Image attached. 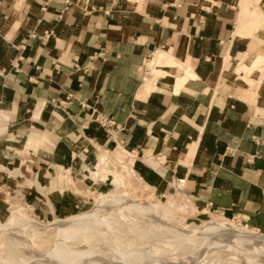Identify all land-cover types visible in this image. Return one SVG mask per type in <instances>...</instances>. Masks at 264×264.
Returning <instances> with one entry per match:
<instances>
[{"label": "crops", "instance_id": "1", "mask_svg": "<svg viewBox=\"0 0 264 264\" xmlns=\"http://www.w3.org/2000/svg\"><path fill=\"white\" fill-rule=\"evenodd\" d=\"M246 8L0 0V159L38 144L37 176L58 169L81 182L112 151L141 175L184 180L191 203L264 234V11ZM154 56L159 73L146 66ZM37 183L49 194L54 181ZM80 204L50 197L57 209Z\"/></svg>", "mask_w": 264, "mask_h": 264}, {"label": "rangeland", "instance_id": "2", "mask_svg": "<svg viewBox=\"0 0 264 264\" xmlns=\"http://www.w3.org/2000/svg\"><path fill=\"white\" fill-rule=\"evenodd\" d=\"M241 2L245 3L247 6L248 16L250 11L256 8H258L257 12L260 14L264 11V7H262L261 4L257 7L253 0H239V3ZM258 23L259 25L264 24L263 16ZM159 76L160 75H158V77ZM43 141L41 143V148L42 150H46L48 149V147H46V140ZM38 148V144L34 147H28L27 145L23 152L18 153L17 159L11 162L0 159V264H41L43 262H47L48 264V261H56L52 256L54 254H64L65 252L63 253L64 250L56 243L51 245V242L46 239V235L53 232L55 222L94 210L93 208L96 209L97 206L99 208L102 207V209L105 206L98 219L104 224V235H110L112 238V245L107 246L105 244L106 242L102 240L103 236L100 234L95 238L93 236L89 238L85 233L79 230H77V232L68 230V239L65 243L67 248L76 247L80 239L81 241L77 246L82 247L81 245H89V247L94 248L97 253L91 254V256L87 255L88 257H81V261L87 260V258H93L94 256H99L100 259L103 258V260L99 262L95 261L92 264H114V261L123 259L132 260L130 264H141L139 261L141 258L164 259L169 263L177 262L176 264H178L179 261H181L182 255L181 252L175 248L176 244L170 239L172 232H175V230L181 232L185 230H194L195 227L204 226L210 222L216 224L228 222L234 227L244 228L258 236H264V234L258 233L246 226V224L239 219L229 220L218 213L196 206L186 198L184 195V187L179 184V181L175 182L169 179L141 175L140 172H136L134 168H132L127 160H122L112 151H101L96 162L103 159L105 167L101 168L96 176L92 175L95 169L93 170L91 168L89 171L91 177L89 176V178L81 182L77 181L74 177H69L62 170L60 171L58 169H53L45 178H42L37 176L35 171L39 166L38 158L42 156L41 152H38ZM47 151L48 150L45 152ZM6 171H15L17 174L14 176L9 175ZM57 172H59V175L56 174ZM55 175H57V178H55ZM96 177L100 178L98 179ZM53 178H55V181ZM49 181H54L51 188L48 186ZM37 182L40 183V187L42 186L45 189L50 188V193H42L35 188L33 185H37ZM92 183H95V185L92 186ZM54 193L67 194L71 197V200H80L81 204L77 205V207L68 209L50 207V197ZM105 197H108L109 201H107V203L101 201V199H105ZM98 200L101 202L99 203ZM139 203L151 205L153 208L155 207L154 210L157 211L149 212V216H147L148 212L146 210H144L146 212L142 211V213L137 212L138 217H142L145 220H149L150 218L153 222L157 223L161 220L174 227L173 229L170 228V226L168 227V225H164L163 230L160 231L161 235L158 236L162 237L161 242H154V244L151 245L140 238L139 240H135L134 233L132 232L133 230H130L129 233L122 234V232H114L109 226L108 220L110 216H118L121 213L124 214V212L131 213L129 207H133V204L138 205ZM181 203L183 205H181ZM191 208L194 209L195 212ZM136 210L138 211V208ZM158 211L162 212L165 217L160 218ZM151 213L153 214L151 215L153 216L152 218L150 217ZM16 214H22L24 217L19 219L16 223L9 222L8 220ZM131 220L135 222L133 218L120 217L119 221L124 224V226H120V228L123 227V229H125V222L128 225L133 223ZM158 226L161 227L159 223ZM208 229L209 228H206L204 230ZM72 231L78 235H75ZM198 232L197 230L196 233ZM81 233L86 235L85 238L83 235L82 238H80ZM129 235L133 237L130 236V238L128 237ZM54 238V240H57V235L54 236ZM69 238L70 240L72 239L71 242H69ZM72 242L75 244L74 246ZM143 243L145 245H136ZM192 244L193 243L186 242L185 249H188ZM143 248H147L151 255L148 256V254L140 252L136 253V250ZM27 252L31 254L43 253L44 255L36 262L32 261L27 255ZM187 255L191 257L192 253Z\"/></svg>", "mask_w": 264, "mask_h": 264}, {"label": "bare ground", "instance_id": "3", "mask_svg": "<svg viewBox=\"0 0 264 264\" xmlns=\"http://www.w3.org/2000/svg\"><path fill=\"white\" fill-rule=\"evenodd\" d=\"M162 62H163V60L161 59L160 56H154L153 59L147 63L149 73L151 71H153L155 73H159L160 72L159 69L162 65ZM98 169H95L92 172L93 176H96L98 174V172L100 171ZM96 178H98V177H96ZM99 200H98V202H99ZM101 201L107 203V201H109V200H108V197L107 198L105 197V199H101ZM131 202H133V201H131ZM107 205H109V204H107ZM124 205H125V203H124ZM181 205H183V204L181 203ZM100 206H102V205H100ZM111 206H112V204H111ZM104 207L102 209V207L99 208L97 206L96 207L97 210L95 208H93L94 210H90V211H87L85 213L75 215L73 217H69V218H66L63 220H59L58 222H55L53 232L48 233V235H46V239L51 242V245L56 243L61 249L64 250L63 253L64 252L65 253L64 254H57L55 252L57 255L54 254L52 257L56 261H48V264H92L95 261L99 262L100 260H103V258L100 259L99 256H97V255H96L97 257L94 256L93 258L88 259L87 255L91 256V254H94L97 252H95L96 250L94 248L89 247V245H87V246L81 245L82 247L77 246L78 243L81 241L80 239H79L78 243L75 242V243H77L76 247H72V245H71L72 248H67L66 247L67 245L65 243L67 242V239H68L67 238L68 230H74L76 232H77V230H79L80 232L85 233L87 235V237H89V238L91 236H93L95 238L98 234H100L103 236L102 240H104V242H106L105 244L107 246L112 245V242H111L112 238L110 237V235H107V234H106V236L104 235V229H105L104 224L101 222V220L98 219V218H100L99 215L104 210ZM129 208L131 209V213H127V212L125 213L124 212V214L121 213L118 216L117 215H112V217L110 216V218L108 220L109 221L108 224H110L109 226L111 227V229L114 230V232L115 231H118V233L122 232V234L123 233H129L130 230H133L132 232L134 233V239L135 240H139V238H140V239H143L144 242L149 243L151 245L154 244V242H161L162 237H158L161 235L160 231L163 230L164 225H168V227H169L170 224L159 220L158 223H159V225H161V227H159L157 222H153L150 218H149V220H145L142 217H138V214H137V212L142 213V211L146 210L148 212L147 216H149V212L157 211V210H154L155 207L153 208L151 205L149 206L147 204L144 205V204L139 203L138 205L133 204V207L130 206ZM137 208H138V211L136 210ZM119 210H120V208H119ZM146 211H144V212H146ZM113 214H114V212H113ZM151 215H153V214L152 213L150 214V217L152 218L153 216H151ZM158 215L160 218L165 217V215H163L162 212H160V211H158ZM23 217L24 216H22V214H16L13 217H11L8 221L16 223L19 219H21ZM120 217L133 218V219H135V222H133L131 220L133 223H130L128 225L125 222L126 227H125V229H123V227L120 228V226H124V224H122L119 221ZM23 220H25V219H23ZM155 221H156V219H155ZM156 223H157V225H156ZM22 224H23V222H22ZM117 225H119V226H117ZM170 228L174 229V227H172V226H170ZM206 228H209V229L204 230ZM195 229L190 230V231L185 230L184 232H181L179 230H175V232L173 231L171 234V238H170L171 241L176 244L175 248H177L178 251H180L181 255H182L181 261H179L178 264H224V263L225 264H233V263H237V264H264V236H258L256 234L250 232L249 230L244 229V228L234 227L228 222H224L222 224H219V223L216 224V223L210 222V223L205 224L204 226H200L197 228L195 227ZM197 230L199 231L198 233H196ZM70 234H71V232H70ZM70 234H69V236H70ZM74 234L76 235L77 233H74ZM114 234L117 235L116 233H114ZM49 235H51V236H49ZM56 235H57L58 239L54 240L55 239L54 236H56ZM82 235L83 234L81 233L80 238H82ZM86 235H83L84 238ZM130 236L131 235H129L128 237H130ZM76 237H78V236H76ZM131 237H133V236H131ZM69 240H70V238H69ZM71 240L69 242H71ZM96 240H98V239H96ZM76 241H77V239H76ZM163 242H166V241H163ZM186 242L187 243H193V244L189 248L187 247L188 249H185L186 248L185 247ZM74 245L75 244L73 243V246ZM136 245L142 246L145 244L143 243V244H136ZM144 248H145V246H144ZM144 248L136 250V253L140 252L143 254H148V256H150L151 254H150V252H148L149 250H147V248L146 249H144ZM191 253H192V256L189 257L187 254H191ZM105 254H107V253H105ZM27 255L32 259V261L37 262L40 258H42V256L44 254L43 253L31 254V253L27 252ZM82 256H87L86 257L87 260L81 261ZM139 261L141 262V264H176L177 263V262L176 263H169L168 261H165L164 259H152V258H148V259L147 258L146 259L141 258ZM131 262H132V260L129 261L127 259H123V260H118V261L116 260L113 263L114 264H130ZM41 264H47V262H43Z\"/></svg>", "mask_w": 264, "mask_h": 264}, {"label": "built area", "instance_id": "4", "mask_svg": "<svg viewBox=\"0 0 264 264\" xmlns=\"http://www.w3.org/2000/svg\"><path fill=\"white\" fill-rule=\"evenodd\" d=\"M70 102V97L67 98V103ZM101 124V123H100ZM102 125V124H101ZM104 126V125H103ZM179 184L184 185V180H180Z\"/></svg>", "mask_w": 264, "mask_h": 264}]
</instances>
